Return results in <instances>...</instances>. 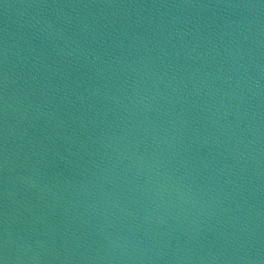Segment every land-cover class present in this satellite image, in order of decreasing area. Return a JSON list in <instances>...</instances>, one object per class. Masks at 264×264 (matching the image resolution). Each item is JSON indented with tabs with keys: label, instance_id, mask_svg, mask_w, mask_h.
Wrapping results in <instances>:
<instances>
[{
	"label": "water",
	"instance_id": "95a60500",
	"mask_svg": "<svg viewBox=\"0 0 264 264\" xmlns=\"http://www.w3.org/2000/svg\"><path fill=\"white\" fill-rule=\"evenodd\" d=\"M2 264H264V0H0Z\"/></svg>",
	"mask_w": 264,
	"mask_h": 264
},
{
	"label": "clouds",
	"instance_id": "9594fccd",
	"mask_svg": "<svg viewBox=\"0 0 264 264\" xmlns=\"http://www.w3.org/2000/svg\"><path fill=\"white\" fill-rule=\"evenodd\" d=\"M0 264H2V262H0Z\"/></svg>",
	"mask_w": 264,
	"mask_h": 264
}]
</instances>
